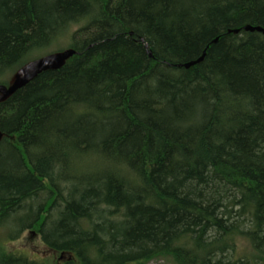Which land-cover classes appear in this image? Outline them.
<instances>
[{
  "label": "trees",
  "instance_id": "1",
  "mask_svg": "<svg viewBox=\"0 0 264 264\" xmlns=\"http://www.w3.org/2000/svg\"><path fill=\"white\" fill-rule=\"evenodd\" d=\"M246 25L264 0H0V84L60 38L46 54L75 51L0 98V230L54 256L0 242V264H264V34Z\"/></svg>",
  "mask_w": 264,
  "mask_h": 264
},
{
  "label": "rangeland",
  "instance_id": "2",
  "mask_svg": "<svg viewBox=\"0 0 264 264\" xmlns=\"http://www.w3.org/2000/svg\"><path fill=\"white\" fill-rule=\"evenodd\" d=\"M67 38H60L56 40L48 49H40L28 55L27 59L29 62L42 57L48 51L54 50L56 48H63L68 44ZM12 79V78H11ZM11 81V80H10ZM19 227L17 225L6 226L0 230V242L5 244L7 249L13 251H20L26 256L37 259L53 260V254L45 247L41 242L39 236L36 233H33L29 230H25L21 235L12 241H9V236L17 232ZM239 245L237 246V255H241L244 251H249V244L245 241H238ZM147 264H171L163 259H154L149 261Z\"/></svg>",
  "mask_w": 264,
  "mask_h": 264
},
{
  "label": "water",
  "instance_id": "3",
  "mask_svg": "<svg viewBox=\"0 0 264 264\" xmlns=\"http://www.w3.org/2000/svg\"><path fill=\"white\" fill-rule=\"evenodd\" d=\"M244 30H255L262 32L264 34V27L261 26H250L246 25L243 27ZM238 29H234V32H237ZM73 49H65L55 53L45 54L40 58L34 59L30 62H27L19 68V70L14 74L10 83L8 85L0 84V98L7 97L15 92L20 86H22L28 79L34 77L40 71L47 68H57L64 63V61L74 54ZM203 58L200 56L196 60L189 61L183 64L184 67L195 64Z\"/></svg>",
  "mask_w": 264,
  "mask_h": 264
}]
</instances>
